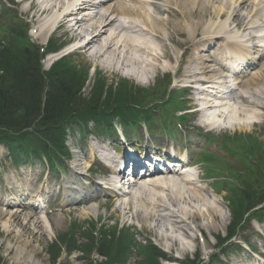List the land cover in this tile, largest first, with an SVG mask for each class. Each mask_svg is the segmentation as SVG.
<instances>
[{
    "label": "rangeland",
    "instance_id": "1",
    "mask_svg": "<svg viewBox=\"0 0 264 264\" xmlns=\"http://www.w3.org/2000/svg\"><path fill=\"white\" fill-rule=\"evenodd\" d=\"M167 0H159L158 4L160 5L154 12L155 16L158 18H161V20H167L171 15L167 14L166 12V5L168 3H165ZM210 1V0H209ZM208 1V2H209ZM252 4L251 7L245 9H240L239 4L231 2L230 0H212L214 4H209L206 2V0H198L197 6L198 8L205 7V10L203 12H197L198 14L193 16L195 18V22H193V27L189 32L186 30H182V34L178 38V40H183L187 44H191L195 42H201L207 39L208 37H215V36H223L224 42L234 41V38L236 41L238 40L239 43H242L243 45H246L249 47V44H245L244 38L248 36L251 32V30L244 31V28H242V31H240L239 27H242L238 25L237 21L240 20V17L242 21H244V24L247 25V22H251L252 16L256 14V10L258 6L253 5V1L258 2V0H249ZM264 1V0H263ZM19 2V0L17 1ZM113 3H116L114 1ZM166 4V5H165ZM20 7L18 10L19 16L33 24L35 27L40 26V21L38 19L32 18V13L27 11L28 4L27 3H19ZM225 6L224 10L221 12L222 15L219 16V9L222 6ZM173 8L175 7V4H170ZM176 6H180L177 5ZM182 8H187V5L183 6ZM190 6V5H188ZM197 9V8H196ZM198 10V9H197ZM240 15L239 18L234 19L233 16ZM249 16V17H248ZM177 20L180 26L182 24H186L188 18L183 16H178L177 18H174ZM10 21V17H7L4 12H2V5H0V23L2 25H7ZM227 22L226 28L223 27L224 23ZM187 25V24H186ZM64 30H58L56 33H54V37L57 40H60L61 38H58L62 36L64 33ZM173 32V29H171L170 33ZM33 35V33H32ZM68 35V34H66ZM72 35H69L68 37H71ZM48 38H45L44 36L40 37L39 35H33V41L35 43H38L39 45H45ZM56 39H53L56 41ZM63 41V40H62ZM167 47L171 48L173 52L177 49L175 47L174 43H169L166 41ZM182 51L180 52L181 55ZM73 58L75 59V62L81 65L84 69L87 67L91 68H98L99 71L102 72L103 76L109 77V80H113L114 82H119L121 80H127L129 82H133L136 85L145 86L146 88H154V85L156 84V80L158 78H163L169 75V73H173L172 78L178 76L177 72L178 70H183V66L180 65V59L174 61L173 63H169L168 61L162 60L160 63V69H157L156 73L152 74V79L145 78L144 80L141 79V81L136 82L135 78L129 79L128 76L131 73L130 71L125 70H119L117 68H114L107 64L106 61H93L89 57L85 56L83 53H75L73 55ZM186 63V66H188L190 69H194L196 66H198V61L191 63V58L189 57V54H185L184 56ZM212 65V64H210ZM171 66V67H170ZM185 66V67H186ZM46 67L49 68V62H46ZM114 68V69H112ZM177 69V70H176ZM92 70V69H91ZM261 68L256 72L259 73ZM91 80L93 83L94 76L91 74ZM135 79V80H134ZM247 79V78H246ZM186 84V82L184 83ZM175 85V84H174ZM173 91H177V88H174ZM185 101L186 107L188 109H193L196 107V102L190 101V98H192L194 95H191V92L185 91ZM171 103L168 104V107L175 106L178 102H176V97H173V100L170 101ZM185 107V106H184ZM173 114H179V112H176L175 107L172 110ZM257 113H251L248 114V117L245 119L236 120V125H231L232 128L230 130L218 132V131H212V134L219 137L230 135V133L235 132H247L252 133L256 132L258 135H261V140L264 139V112L259 113L260 118L255 119L257 120V123L254 122L251 123L250 126V118L255 116ZM158 115V114H157ZM156 115V117H158ZM159 118V117H158ZM193 126L192 130L193 133H187L176 131V138L175 141L172 142V144L176 145V148L179 145H184L185 147H189L192 150V147L194 148L195 145L198 143V138H201L200 144L202 147L200 151L197 153V157L193 158V164H195L196 168H193L192 171L194 174H191V177L195 180H198L199 177L202 179L197 182L196 189H194L195 193H198V190H203L202 196L200 200H194V202H191L190 205L187 203H184V201H181L179 199V194H184L186 197H189V195H192L191 191L187 193V190L189 189L190 185H187L184 180L186 177H178V179H168L170 181H173L174 187H171V191L163 192L162 189H157L158 183L156 185L151 184L147 185L146 187H140L136 190H139L140 193L144 198L145 205L146 202H152V205H146V210L154 211L156 210L154 207V204L161 206L169 207L168 211L162 210L160 212V220L156 221L155 219L149 218L146 219L148 216L147 213L143 210V204L138 201L137 198H130L132 201L135 202L134 205L130 204L129 207L126 208V205L124 201H122L121 198H116L112 200L110 203L105 202L107 198H103L100 201H96L98 210L93 213L89 214L86 213V209L89 206H81L78 208L77 211H71V212H64V205L59 204L57 201L58 196H51L48 198L47 204L50 206L51 214L48 215L49 218L47 222L43 221L39 224L37 223V220L31 217H23V216H17V217H5L2 214H0V264H52L53 259L48 255V246L50 244H53L56 242V239L59 235L62 233H65L69 230H72L73 225H82L86 223L87 221H101L102 219L106 222L113 221L112 224L115 222L122 223L124 225L128 224L130 226H134L138 228L139 232L143 235V237L139 238V240H148L151 239L154 244H156L158 247L163 249L166 254L169 256H172L174 258L183 259L187 256L190 257H201L202 259H208L212 253L217 249L218 241L217 238L221 235L224 236L226 234L228 227V224L231 222V215L229 212V208H227L225 200L222 198V196L217 195L213 187H211L212 183L207 181L203 175H205L204 166H202L201 163H204V159H206V156L202 153H212V151H216L217 154H223V156L226 158L225 161L231 163H235L236 160L233 159L232 156H230L227 153V150L223 147H220L219 143L221 142L220 139L217 144L210 143L205 144L203 142V136H205V133L203 132L200 122L197 120V116L190 117V119L186 122ZM198 123V125H197ZM207 131V130H205ZM190 132V131H188ZM93 135L89 136V139H80L77 138V141L75 143L71 142V150L73 152L72 163L75 160H79L81 157V152L86 154V152L90 153V150L96 149L100 146V144L106 140V137L103 136H97L95 133H92ZM145 136L138 135V139L133 137V140H131L134 143H137L140 141V143L145 140L149 136H147L145 133H143ZM77 136V135H76ZM147 136V137H146ZM174 136V135H170ZM167 135L163 134L162 131L160 132L157 130L156 134L152 139H150V146L152 147H160L162 146L164 141L166 139ZM207 137V136H206ZM155 138V141L153 140ZM189 138V140H188ZM180 139H183V142H180ZM84 140V141H79ZM222 140V139H221ZM79 141V143H78ZM171 142V141H170ZM104 143V142H103ZM77 145V146H75ZM104 146L106 148L114 149L112 145H108L104 143ZM140 146V145H138ZM196 147V149H198ZM123 150H121V153ZM88 160V159H87ZM202 161V162H201ZM71 163V165H72ZM200 163V164H199ZM98 163L96 162V165ZM0 165H1V171H0V198L2 199V196L7 192V188L12 187L11 191L16 194L20 192L19 185L17 184H25L30 182V179H32L33 184H30V186L36 190L49 187V192L51 191L52 194L55 192L58 183H60V186L62 188V181L65 180L66 172H58V173H47L45 172V166H41L40 164L29 167L25 166L22 169L16 168L10 163L9 160V153L5 149V147H0ZM94 167V166H93ZM91 174H86L88 178L92 177L94 180L102 179L103 177V170H98L96 168H92ZM69 171V170H68ZM47 173V174H46ZM69 173V172H67ZM15 182L17 184H15ZM168 188V187H167ZM180 191L182 193H180ZM205 191V192H204ZM50 192V193H51ZM10 196L11 194L8 193ZM14 198L13 196H11ZM191 197V196H190ZM3 200V199H2ZM27 203V202H26ZM159 206V208L161 207ZM162 209V208H161ZM144 211L145 213L141 212ZM175 211L178 216H181L182 218L186 219L184 221H189L188 225L186 224H180L178 225L177 222H180V220H183L182 218H178L175 220V216L173 215V212ZM183 210H185V213L188 214H200L201 218L199 220H187L188 218L183 216ZM216 210L218 211L219 218L214 219L211 213L209 211ZM215 212V211H214ZM140 213V214H138ZM225 217L227 219V222L222 226V219ZM10 222V230H5L2 228L1 224L5 223L6 221ZM42 221V220H41ZM115 225V224H114ZM38 226V227H37ZM38 228V229H36ZM123 230H126L123 229ZM249 230L248 235L242 234L239 235L236 240L238 242H243V239L246 237L248 240H252L253 246H255L256 250L263 251L264 252V242H258L254 241V239H251L252 236H256L257 239L264 240V232L263 235L261 234L260 228L258 226H249L247 228ZM80 238V237H79ZM245 239V240H246ZM81 240V239H80ZM88 242H84V244H87ZM229 252L225 253V256H223V262H216L217 264H246L244 260L246 258H252L255 260L256 264L258 262V258H256L249 250H228ZM244 251V252H243ZM86 254V253H85ZM84 254L81 252H75L70 258L66 257V254L62 255V258L58 260L55 264H88V254H86L83 257ZM86 258V259H85ZM100 257L98 254L94 253V256H92V259H99ZM85 259V260H84ZM84 260V261H80ZM254 264V263H251Z\"/></svg>",
    "mask_w": 264,
    "mask_h": 264
},
{
    "label": "bare ground",
    "instance_id": "2",
    "mask_svg": "<svg viewBox=\"0 0 264 264\" xmlns=\"http://www.w3.org/2000/svg\"><path fill=\"white\" fill-rule=\"evenodd\" d=\"M114 0H44L43 3L47 5H42L39 7V11L36 13L35 17L41 18L45 14H51L57 11H62L63 13L53 16L50 19L43 20V26L41 27V36H44L47 32H52V29L58 22H61V27L63 28L66 24L67 17H75L77 16L82 10H86L89 13H85L84 17L78 19L77 22L73 25V32L74 38L79 41L78 50L84 53V55L90 56L92 59L95 60H103L106 61L107 64L111 66H121L123 68L131 69V71L141 70L145 76H149L152 72L158 71V67L160 68V63L162 60L168 61L169 63H173L174 60L182 59V56L179 54L180 51L183 50V47L186 46V42L183 40L180 41L178 38L182 34V30L190 31L196 29H192L193 22H195V18L193 16L197 15L199 12H203L205 7L198 8L197 2L198 0H167L165 3L166 5V12L171 16L167 20H161L152 13V7L157 8L159 0H132L139 4H145L147 6H131L130 4H125L122 0H117L115 5H111L110 3ZM206 0L209 4H214L212 0ZM235 3L239 4L240 9H246L251 7V3L249 0H230ZM35 2L31 5V8H37ZM253 5L258 6L256 14L252 16L251 22H247V25L244 24L241 17L240 20L237 21L238 25L244 28V31L251 30L250 37L248 41H257L260 40L264 42V35L257 36L254 35V32H257L259 29L264 27V1L258 0L252 2ZM170 4H175L176 8L170 6ZM180 5V6H176ZM187 5V8H182V6ZM190 5V6H188ZM198 10H197V9ZM225 6L223 5L218 13L219 16L223 13L221 12L224 10ZM74 9L78 10L73 15H68L69 10ZM198 13H197V12ZM66 13V14H65ZM65 14V15H64ZM178 16H185L188 18L186 24L179 25L176 19ZM240 15L233 16L234 19L239 18ZM63 17V20H62ZM121 17L125 18L128 22H122ZM249 17V16H248ZM227 22L224 23L223 27L226 28ZM171 29L173 32L170 33ZM190 33V32H189ZM217 38V39H216ZM221 40V37L209 38L205 44L200 45L203 46L205 50L201 49L195 53V49L198 50V46H195V43L189 44V48H193L192 51L194 57L202 58L205 55L212 54L214 58V65L216 67L205 66V65H198L197 70L195 73L192 74V79H194L193 85L195 83L202 84L205 86L206 83H210L213 85H221L223 84V80H227V76H220L218 72L225 69L221 62H225L227 65L229 64L231 67H237L239 65L247 63V61L251 60V57L255 58L257 55L255 52H250L249 50L241 49V45L238 42H227L229 48H231L230 55L226 56V51H221V44L215 41ZM166 41L169 43H174L175 47H177V51L173 52L171 48H168L166 45ZM219 44V45H218ZM264 47V43H262ZM254 45V44H253ZM195 46V47H194ZM253 49V47H252ZM203 50V51H202ZM259 50V48H257ZM202 52H205L204 55ZM229 53V52H228ZM252 53V55H251ZM209 57V56H208ZM245 60V61H244ZM257 63L255 66L260 67L261 70L257 74H252L247 81H243L239 84V90L235 91L230 88L231 94L229 98H224V95L221 93V90L218 92L220 93V100L217 101V104L220 103V106H214L207 101L203 105V111H205L206 117H209V120L212 122H219L220 118H227L230 115L229 110V103L233 102L237 105L235 107L234 115L235 117L246 116V114L257 113L255 116L251 117L254 119H259V113L264 112V49H262V53L259 54V57L256 59ZM254 61V62H256ZM205 62H210L208 59ZM250 63V61H249ZM137 72V71H136ZM135 72V73H136ZM137 72V73H141ZM187 69L180 75L181 78L186 77ZM210 73V75H208ZM236 81V80H235ZM204 84V85H203ZM224 88V86H221ZM203 92V91H202ZM201 92V93H202ZM232 98V99H231ZM250 118V119H251ZM212 124V123H211ZM213 127L214 124H212ZM103 155H101L102 157ZM111 165H114L116 162L114 159L111 160ZM91 163L89 162H79L75 161L73 170L78 177H84V173L90 169ZM184 182L189 186L187 193L191 191L192 195L186 197L181 191L179 194V199L184 201L190 205L192 198L195 200H200L203 190H198V193L194 192L196 189L197 182L191 177H187ZM154 183V182H152ZM158 183V186L156 185ZM154 185L157 186V189H162L163 192H172L171 187L175 185L172 184L171 181H160L156 180ZM99 188V186H96ZM168 187V188H167ZM101 189V188H100ZM107 190V189H106ZM104 192V191H103ZM205 192V191H204ZM118 196V193L117 195ZM191 196V197H190ZM92 197V196H91ZM137 197V196H136ZM124 199V198H123ZM128 200V202H125ZM126 208L129 207L130 204L134 205L135 202L131 199L125 198ZM138 201L143 204V210L148 214L147 220L149 218L155 219L156 221L160 220V212L162 210L168 211L169 207L161 206L159 208L158 205L154 204L156 210L149 211L146 210V205H152V202H146L144 198L138 197ZM134 203V204H133ZM192 204V203H191ZM162 208V209H161ZM98 209V206H92L90 209L86 210V213L95 212ZM215 211V212H214ZM186 211L183 210V216L193 221L199 220L201 215L196 213L188 214L185 213ZM214 219L220 217L218 211L211 210L209 211ZM175 216V220L178 218H182L178 216L176 212H173ZM184 219V218H182ZM227 222V220L223 217L221 223L222 226ZM187 221L180 220L177 222L178 225L186 224ZM10 222L7 220L5 223L1 224L2 228L5 230H10ZM38 227V226H37ZM38 229V228H36Z\"/></svg>",
    "mask_w": 264,
    "mask_h": 264
},
{
    "label": "trees",
    "instance_id": "3",
    "mask_svg": "<svg viewBox=\"0 0 264 264\" xmlns=\"http://www.w3.org/2000/svg\"><path fill=\"white\" fill-rule=\"evenodd\" d=\"M40 59V53L28 41L25 32H21V36L14 40L7 41L5 37L0 40V144L8 148L11 161L16 165H33L44 160L54 168L60 155L65 154V134L70 127L89 129L91 121L100 126L121 115L131 121L128 116L130 109L125 107L130 105L132 99L134 103H143L135 98L142 99L143 95L134 96L128 86L119 93L110 87L105 94L107 85L104 82L98 85L88 100L83 99L80 91L84 78L76 68L64 60L56 63L51 71L44 72ZM248 139L250 144L246 146L243 143L237 152H242L241 162L247 167L246 173L250 174L246 185L252 187L259 182L260 175H264V161H258L264 159V152L260 142L256 143L253 136ZM230 197L235 218L240 223L252 207L255 192L251 188L233 190ZM94 229L86 235L92 243L96 240ZM120 234L117 242L116 231L111 234V241L107 240V232H100L102 242L112 247L116 244L102 253L109 259L105 264L124 263L127 242L133 239L124 232ZM61 240L69 250L76 248L73 237ZM52 248L55 252L52 259L56 263L61 249L56 245ZM144 255L145 260L140 264H160V258H165L162 252L151 247ZM89 264L94 263L90 261Z\"/></svg>",
    "mask_w": 264,
    "mask_h": 264
}]
</instances>
